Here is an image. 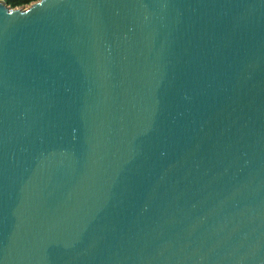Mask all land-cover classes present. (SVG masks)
Returning a JSON list of instances; mask_svg holds the SVG:
<instances>
[{"label": "water", "instance_id": "1", "mask_svg": "<svg viewBox=\"0 0 264 264\" xmlns=\"http://www.w3.org/2000/svg\"><path fill=\"white\" fill-rule=\"evenodd\" d=\"M0 264H264V0H0Z\"/></svg>", "mask_w": 264, "mask_h": 264}, {"label": "trees", "instance_id": "2", "mask_svg": "<svg viewBox=\"0 0 264 264\" xmlns=\"http://www.w3.org/2000/svg\"><path fill=\"white\" fill-rule=\"evenodd\" d=\"M11 7H23L36 0H4Z\"/></svg>", "mask_w": 264, "mask_h": 264}]
</instances>
